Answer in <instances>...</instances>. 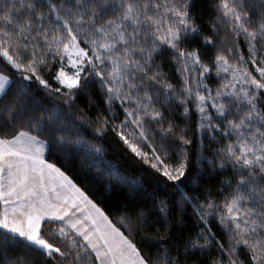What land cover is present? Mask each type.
I'll return each instance as SVG.
<instances>
[{"label": "snow or ice", "instance_id": "6c2138e0", "mask_svg": "<svg viewBox=\"0 0 264 264\" xmlns=\"http://www.w3.org/2000/svg\"><path fill=\"white\" fill-rule=\"evenodd\" d=\"M191 7L192 0H64L63 4H48L46 14L36 0H6L0 9V99L11 91L16 73L22 80L35 79L49 87L41 72L48 68L49 54L59 57L55 79L67 89L65 96L82 94L95 82L92 78H97L105 102L111 105L120 100L125 113L113 131L120 129L119 138L148 163V154L141 147L150 139L145 125H163L164 114L156 103L162 97L171 100L174 93L153 57L162 48L171 50L184 84L176 98L181 104L194 98L202 121H207L205 126L229 139L217 155L240 175L236 191L223 202L208 201L201 206L218 215L219 224L230 234L227 247L210 227L202 229L192 247L214 245L218 258L211 264H264V0H218V17L234 38H243L249 58L245 61L240 55L230 62L227 55H216V74H229L231 79L225 77L215 95L207 85H203L206 94L200 90L199 78L211 71L201 53L183 46L190 34L199 31ZM109 11L112 18L102 19ZM205 43L214 41L208 37ZM228 51L231 54L233 49ZM248 64L257 75L249 71ZM192 80L198 81L195 89ZM157 85L165 91L155 89L154 98ZM209 100L211 104L206 106ZM208 107L215 109V116ZM217 117L227 122L226 127L214 123ZM132 125L133 131L127 132ZM175 135V127L168 124L160 129V149L147 144L155 161L151 167L162 170L169 181L180 180L187 167L180 161L169 168L162 159L170 150L169 138ZM177 139L189 143L184 136ZM0 204L4 205L0 246L11 244L48 258L59 257L60 264L65 260L69 264H88L90 260L92 264H153L59 168L43 158V144L28 132L0 138ZM200 219L208 223L205 215ZM121 224L129 232H138L140 218ZM42 226L48 228L44 235ZM45 236L66 242L65 248L49 243ZM166 261L179 264L170 254Z\"/></svg>", "mask_w": 264, "mask_h": 264}, {"label": "trees", "instance_id": "16d2710c", "mask_svg": "<svg viewBox=\"0 0 264 264\" xmlns=\"http://www.w3.org/2000/svg\"><path fill=\"white\" fill-rule=\"evenodd\" d=\"M5 2L0 0V9ZM7 2L14 3L15 0ZM248 2L251 3V0ZM36 3L47 14L48 4H63L64 0H36ZM217 3L218 0H192L191 13L199 31L190 34L183 45L187 49L199 50L203 62L211 69L199 78L202 94H206L203 85H207V89L215 95L216 90L226 82L225 77L231 79L229 74H216L214 60L218 53L227 55L230 62H236L240 55L245 61L249 58L248 46L243 38H234L228 26L218 17ZM109 18H112L111 11L102 17L104 20ZM52 19H55L54 15ZM208 37L213 39V44L205 43ZM229 48L233 49L231 54ZM153 60L167 83L173 85L174 93L171 100L162 97L156 103V108L164 114L163 125L155 122L145 125L150 139L146 144L141 143V147L148 154V163L131 152L119 138L117 133L120 129L113 131L125 118L121 101L115 100L111 105L106 103L105 91L95 77L92 78L95 82L82 94L66 97L67 89L55 79L59 57L53 58L52 54L48 56L47 70L41 72L49 87L45 88L35 79L22 80L20 73L15 74L11 91L0 99V138L10 139L25 131L44 141L47 144L46 160L62 169L153 264H167L166 254H170L171 260H178L179 264H211L218 258L217 248L209 245L200 249L192 247V243L207 227L226 247L230 234L219 224L218 215L202 210L201 206L208 201L223 202L225 197L236 191L240 175L229 161L217 155L229 139L205 126L207 121H202L194 98L186 104H181L176 98L180 96L184 84L176 71L171 50L162 48ZM247 66L253 75H257L251 64ZM197 82L191 81L194 89ZM57 88L61 90L55 91ZM155 89L165 91L159 85L155 86L154 98L157 94ZM210 104V100L206 102V106ZM124 106H128L127 102ZM208 111L215 116V109L208 107ZM214 123L225 127L227 124L220 117ZM168 124L175 127L176 135L169 138L170 150L166 156L162 155V159L169 168L176 167L180 161L186 163L185 175L178 181H169L162 170L151 167L155 161L152 160V149L147 146L151 144L160 149V129ZM134 127L129 126L126 131L132 132ZM179 136H184L189 143L179 142ZM201 215H205L207 224L200 219ZM137 217L140 218L138 232H129L121 224V221L127 223ZM47 230L42 226L41 234L44 235ZM49 243L63 250L66 242L53 238L49 239ZM200 243L204 241L200 240ZM241 259L245 257L242 255ZM0 264H60V259L37 255L9 244L0 246ZM64 264L69 262L65 260Z\"/></svg>", "mask_w": 264, "mask_h": 264}, {"label": "crops", "instance_id": "0c3cea01", "mask_svg": "<svg viewBox=\"0 0 264 264\" xmlns=\"http://www.w3.org/2000/svg\"><path fill=\"white\" fill-rule=\"evenodd\" d=\"M38 141H40L42 144H43V158L46 160V158H45V154H46V151H47V144L44 142V141H42V140H40V139H37ZM47 161V160H46ZM48 163H50V164H53V163H51V162H49V161H47ZM55 167H57V168H59L58 166H56L55 164H53ZM60 169V168H59ZM63 173H64V175L65 176H67L68 177V179L77 187V188H79L80 190H81V192H83L84 193V195L90 200V201H92V203L93 204H95L105 215H106V213L92 200V199H90L86 194H85V192L62 170V169H60ZM3 207H4V205L2 204V211H3ZM107 216V215H106ZM108 217V216H107ZM109 218V217H108ZM110 220V219H109ZM111 221V220H110ZM114 224V223H113ZM115 225V224H114ZM142 255V254H141ZM143 256V255H142Z\"/></svg>", "mask_w": 264, "mask_h": 264}, {"label": "rangeland", "instance_id": "374dc122", "mask_svg": "<svg viewBox=\"0 0 264 264\" xmlns=\"http://www.w3.org/2000/svg\"><path fill=\"white\" fill-rule=\"evenodd\" d=\"M13 138V137H12ZM11 139V138H10Z\"/></svg>", "mask_w": 264, "mask_h": 264}]
</instances>
